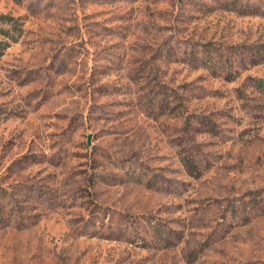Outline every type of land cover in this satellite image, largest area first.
<instances>
[{
	"label": "rangeland",
	"instance_id": "rangeland-1",
	"mask_svg": "<svg viewBox=\"0 0 264 264\" xmlns=\"http://www.w3.org/2000/svg\"><path fill=\"white\" fill-rule=\"evenodd\" d=\"M4 15L0 264H264V0Z\"/></svg>",
	"mask_w": 264,
	"mask_h": 264
},
{
	"label": "trees",
	"instance_id": "trees-1",
	"mask_svg": "<svg viewBox=\"0 0 264 264\" xmlns=\"http://www.w3.org/2000/svg\"><path fill=\"white\" fill-rule=\"evenodd\" d=\"M3 26H0V56L4 54L6 49L19 39L22 34L23 26L20 18L15 16H1Z\"/></svg>",
	"mask_w": 264,
	"mask_h": 264
}]
</instances>
